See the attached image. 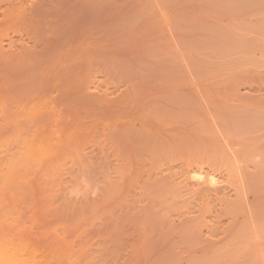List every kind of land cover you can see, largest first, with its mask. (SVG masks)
Masks as SVG:
<instances>
[{
    "label": "rangeland",
    "instance_id": "374dc122",
    "mask_svg": "<svg viewBox=\"0 0 264 264\" xmlns=\"http://www.w3.org/2000/svg\"><path fill=\"white\" fill-rule=\"evenodd\" d=\"M0 250L264 264V0H0Z\"/></svg>",
    "mask_w": 264,
    "mask_h": 264
},
{
    "label": "bare ground",
    "instance_id": "6f19581e",
    "mask_svg": "<svg viewBox=\"0 0 264 264\" xmlns=\"http://www.w3.org/2000/svg\"><path fill=\"white\" fill-rule=\"evenodd\" d=\"M191 171V170H190ZM192 173V172H191ZM196 176V175H195ZM198 177V176H197ZM200 178V177H199ZM212 181V180H211ZM5 250V248H4ZM8 251V250H7ZM4 251L0 250V259L4 257L5 254L1 255ZM6 252V251H5ZM7 254V253H6Z\"/></svg>",
    "mask_w": 264,
    "mask_h": 264
}]
</instances>
